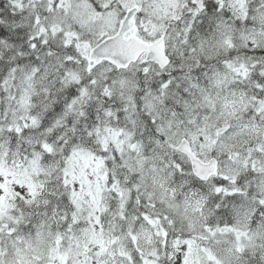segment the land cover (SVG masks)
<instances>
[{"label": "snow or ice", "instance_id": "snow-or-ice-1", "mask_svg": "<svg viewBox=\"0 0 264 264\" xmlns=\"http://www.w3.org/2000/svg\"><path fill=\"white\" fill-rule=\"evenodd\" d=\"M0 264H264V0H0Z\"/></svg>", "mask_w": 264, "mask_h": 264}]
</instances>
